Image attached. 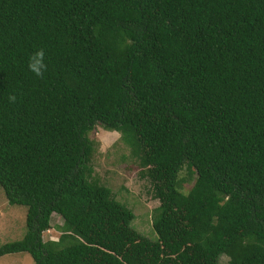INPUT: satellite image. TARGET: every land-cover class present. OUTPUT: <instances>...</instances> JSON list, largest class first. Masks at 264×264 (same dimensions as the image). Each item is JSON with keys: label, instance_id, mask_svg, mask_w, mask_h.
I'll use <instances>...</instances> for the list:
<instances>
[{"label": "trees", "instance_id": "16d2710c", "mask_svg": "<svg viewBox=\"0 0 264 264\" xmlns=\"http://www.w3.org/2000/svg\"><path fill=\"white\" fill-rule=\"evenodd\" d=\"M98 125L159 202L152 241L93 177ZM0 188L26 208L0 257L264 264V0H0Z\"/></svg>", "mask_w": 264, "mask_h": 264}, {"label": "rangeland", "instance_id": "374dc122", "mask_svg": "<svg viewBox=\"0 0 264 264\" xmlns=\"http://www.w3.org/2000/svg\"><path fill=\"white\" fill-rule=\"evenodd\" d=\"M90 139L95 142L91 160L93 177L108 187L114 198L133 212V231L152 241L156 237L152 229L154 210L159 206V202L153 197L149 181L141 177V169L133 162L130 151L122 143L119 133L105 130L98 125L91 132ZM179 180L182 183V191L186 192L193 184L194 176L183 169ZM25 215L26 208L9 205L0 188V246L24 237ZM50 224L51 228L42 234L44 242L57 241L60 236L56 226L62 225V219L53 214ZM0 264H33V260L28 253L9 254L0 257Z\"/></svg>", "mask_w": 264, "mask_h": 264}, {"label": "clouds", "instance_id": "9594fccd", "mask_svg": "<svg viewBox=\"0 0 264 264\" xmlns=\"http://www.w3.org/2000/svg\"><path fill=\"white\" fill-rule=\"evenodd\" d=\"M28 69L37 77H43V74L47 69V65L45 64V51L43 49L34 52L29 57ZM8 99L10 102L14 103L16 101V96H9Z\"/></svg>", "mask_w": 264, "mask_h": 264}]
</instances>
